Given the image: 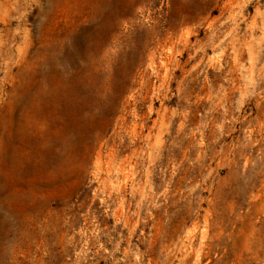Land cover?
<instances>
[{"label": "rangeland", "instance_id": "obj_1", "mask_svg": "<svg viewBox=\"0 0 264 264\" xmlns=\"http://www.w3.org/2000/svg\"><path fill=\"white\" fill-rule=\"evenodd\" d=\"M0 264H264V0H0Z\"/></svg>", "mask_w": 264, "mask_h": 264}]
</instances>
